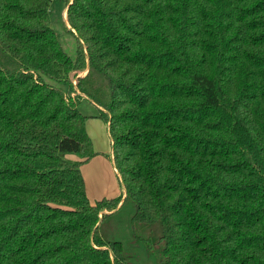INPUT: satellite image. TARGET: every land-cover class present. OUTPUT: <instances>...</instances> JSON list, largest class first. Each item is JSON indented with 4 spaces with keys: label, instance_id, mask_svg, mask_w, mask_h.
I'll list each match as a JSON object with an SVG mask.
<instances>
[{
    "label": "trees",
    "instance_id": "16d2710c",
    "mask_svg": "<svg viewBox=\"0 0 264 264\" xmlns=\"http://www.w3.org/2000/svg\"><path fill=\"white\" fill-rule=\"evenodd\" d=\"M50 2L0 0V264H130L126 200L160 264H264V0H67L74 59ZM82 98L123 190L94 203Z\"/></svg>",
    "mask_w": 264,
    "mask_h": 264
},
{
    "label": "rangeland",
    "instance_id": "374dc122",
    "mask_svg": "<svg viewBox=\"0 0 264 264\" xmlns=\"http://www.w3.org/2000/svg\"><path fill=\"white\" fill-rule=\"evenodd\" d=\"M67 0H51L50 2V26L54 30L56 37L58 38L62 49L65 51L70 59L76 57L77 52V39L74 34L70 32L69 25H65V7ZM83 75V74H82ZM45 82L55 84L52 80L43 77ZM59 85V84H57ZM64 90V85H59ZM78 111L85 117H87L86 124H89V130L86 129L87 134L92 142L93 151L99 153L92 162L89 164H82L84 170L89 165L90 176H88L89 182L87 184L90 188L94 189L97 185H102L103 189L99 193H105L106 195H98V197H88L91 203L102 200L103 198L111 199L120 196L121 185L120 176L117 172L113 171L112 164L110 162V149H112V143L110 145V139L107 133V126L102 119L99 118V112L88 100L80 99L78 104ZM69 160H78L76 155H67ZM96 161H100V168L95 167ZM95 167V168H94ZM93 168L97 172L98 177L93 172ZM86 172V171H85ZM86 189V185H85ZM90 190V189H89ZM107 192V193H106ZM115 192V193H114ZM97 193V194H99ZM109 194H118L111 197ZM87 194V191H86ZM103 196V197H102ZM135 211V203L132 200H126L123 206L114 213L106 222L105 231L107 237L111 241H119L123 244L124 255L127 263L130 264H160L159 255L154 250L147 247L148 233L146 231H140V227L133 226L131 218ZM107 213V212H106Z\"/></svg>",
    "mask_w": 264,
    "mask_h": 264
},
{
    "label": "crops",
    "instance_id": "0c3cea01",
    "mask_svg": "<svg viewBox=\"0 0 264 264\" xmlns=\"http://www.w3.org/2000/svg\"><path fill=\"white\" fill-rule=\"evenodd\" d=\"M107 126V125H106ZM86 129H88L89 130V124H88V122H87V124H86ZM110 139V138H109ZM111 143H112V141L110 140V145H111ZM110 162H111V164H112V168H113V171L114 172H116V170H115V168H114V166H113V163H112V149H110ZM96 156H99V153H97L96 152V154H95V156H93L88 162H86L87 164H89L90 162H92V160H94V158L96 157ZM95 164H96V166L95 167H97V168H100V161H96L95 162ZM90 165V164H89ZM89 165H87V167H85V169L83 170L82 169V166H81V173H82V176H83V179H84V182H85V185H86V191H87V195H88V197L90 198V197H94V200L96 199L95 197H98V195H106L105 193H99V192H101V190L103 189V186L100 184V185H97L96 186V188H95V190L94 189H92V188H90L89 186H88V184H87V180H88V182H89V179H88V176H90V171H89V169H87V168H89ZM94 167V168H95ZM93 168V172L96 174V176L98 177V174H97V172L99 171V170H97V171H95V169ZM86 171V172H85ZM90 189V190H89ZM97 193H99V194H97ZM107 193V192H106ZM115 193V192H114ZM121 193L123 194V190L121 189V191H120V195H121ZM108 195L111 197V195L112 196H114V195H118V194H109L108 193ZM103 197V196H102ZM97 200V199H96Z\"/></svg>",
    "mask_w": 264,
    "mask_h": 264
}]
</instances>
